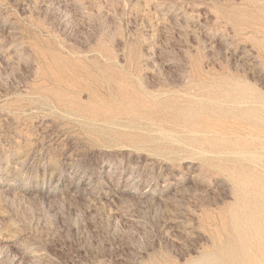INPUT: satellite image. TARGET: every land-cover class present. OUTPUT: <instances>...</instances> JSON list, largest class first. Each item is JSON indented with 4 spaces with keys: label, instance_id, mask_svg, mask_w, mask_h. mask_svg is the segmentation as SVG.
<instances>
[{
    "label": "rangeland",
    "instance_id": "374dc122",
    "mask_svg": "<svg viewBox=\"0 0 264 264\" xmlns=\"http://www.w3.org/2000/svg\"><path fill=\"white\" fill-rule=\"evenodd\" d=\"M264 264V0H0V264Z\"/></svg>",
    "mask_w": 264,
    "mask_h": 264
},
{
    "label": "bare ground",
    "instance_id": "6f19581e",
    "mask_svg": "<svg viewBox=\"0 0 264 264\" xmlns=\"http://www.w3.org/2000/svg\"><path fill=\"white\" fill-rule=\"evenodd\" d=\"M210 264H212L211 261H210ZM217 264H234V263H231L229 260L223 259L220 262H218Z\"/></svg>",
    "mask_w": 264,
    "mask_h": 264
}]
</instances>
